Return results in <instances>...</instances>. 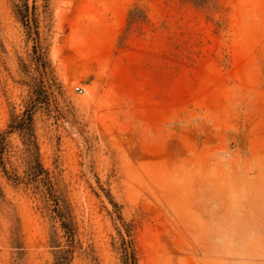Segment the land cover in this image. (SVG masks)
Segmentation results:
<instances>
[{
    "label": "rangeland",
    "instance_id": "obj_1",
    "mask_svg": "<svg viewBox=\"0 0 264 264\" xmlns=\"http://www.w3.org/2000/svg\"><path fill=\"white\" fill-rule=\"evenodd\" d=\"M0 140V264H264V0H0Z\"/></svg>",
    "mask_w": 264,
    "mask_h": 264
},
{
    "label": "trees",
    "instance_id": "obj_2",
    "mask_svg": "<svg viewBox=\"0 0 264 264\" xmlns=\"http://www.w3.org/2000/svg\"><path fill=\"white\" fill-rule=\"evenodd\" d=\"M31 124V115L30 110H27L21 117L14 116L13 119H11L8 127L11 130H17L19 132H27L29 131V127ZM22 144L24 147V152L27 156V166L24 171V177L27 182H35L39 183V185L45 190V192L52 197V187L47 180V173L43 169L39 158H38V152H37V146L35 144V141L30 138L29 136L22 135ZM2 140V139H1ZM0 140V143H1ZM1 146V144H0ZM2 153V147H0V154ZM5 174L7 177L15 182L20 181L18 177L15 175H10L5 169ZM54 204H55V211L57 213V216L60 220V225L64 229V232L69 236V227H68V221L67 216L64 213L63 209L58 206V203L56 201V198H53ZM57 249L54 252V262L53 264H68L69 258L68 255H66V250H63L59 245H56Z\"/></svg>",
    "mask_w": 264,
    "mask_h": 264
},
{
    "label": "water",
    "instance_id": "obj_3",
    "mask_svg": "<svg viewBox=\"0 0 264 264\" xmlns=\"http://www.w3.org/2000/svg\"><path fill=\"white\" fill-rule=\"evenodd\" d=\"M29 22L31 23V17H29ZM35 54H36V58H37V62H38L41 74H42V76H44V70H43L42 62L40 59L39 48H38V41L36 38H35Z\"/></svg>",
    "mask_w": 264,
    "mask_h": 264
},
{
    "label": "built area",
    "instance_id": "obj_4",
    "mask_svg": "<svg viewBox=\"0 0 264 264\" xmlns=\"http://www.w3.org/2000/svg\"><path fill=\"white\" fill-rule=\"evenodd\" d=\"M78 92H79V93H82V89L79 88V89H78Z\"/></svg>",
    "mask_w": 264,
    "mask_h": 264
}]
</instances>
